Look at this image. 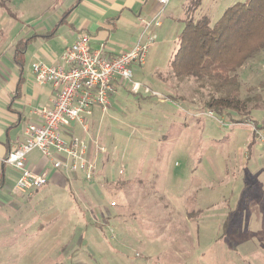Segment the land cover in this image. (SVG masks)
Listing matches in <instances>:
<instances>
[{
    "label": "rangeland",
    "instance_id": "obj_1",
    "mask_svg": "<svg viewBox=\"0 0 264 264\" xmlns=\"http://www.w3.org/2000/svg\"><path fill=\"white\" fill-rule=\"evenodd\" d=\"M65 1L0 4L25 24L57 13ZM245 1L188 0L187 15L193 21L207 17L213 24L226 8ZM11 22L0 7L3 37ZM177 48L174 35L166 43L155 41L145 61L148 71L160 73L156 86L133 74L135 83L158 97L121 89V101L115 98L107 112L95 109L88 116L93 121L87 131L76 123L77 138L90 143L94 153L104 148L90 157L105 179L97 183L94 176L81 185L85 195L64 211L63 228L50 226L51 236L63 229L62 241L45 244L35 237L27 245L30 251L20 254L13 243L0 242V264H264V149L247 123L233 125L208 115L206 90L171 75L167 64ZM238 77L249 120L264 124V50L245 63ZM38 203L29 205L33 218L42 215L46 221L63 214L53 193Z\"/></svg>",
    "mask_w": 264,
    "mask_h": 264
},
{
    "label": "crops",
    "instance_id": "obj_2",
    "mask_svg": "<svg viewBox=\"0 0 264 264\" xmlns=\"http://www.w3.org/2000/svg\"><path fill=\"white\" fill-rule=\"evenodd\" d=\"M177 1L181 10L177 7L176 11L173 8ZM187 2L188 0H169L167 9L162 10L154 0H66L63 9L57 10V13L48 12L39 18L30 19L25 24L20 22L11 10V16L4 11L12 22L8 24V32L4 34L6 37L0 34V242L13 243L14 251L19 254L21 251H30L27 245L35 237L38 242L45 244L50 241L59 242L63 229H58L55 236H51L50 226L61 224L60 227L63 228L66 216L64 211L70 209L69 205L75 202L81 193L85 195L81 185L90 184L84 181L81 174L67 176L53 170L50 161L34 150L26 156V168L35 174L46 173L47 185L28 194L16 193L13 190L18 173L4 164L3 160L13 144L23 141L26 126L40 124L38 111L43 107H50L55 98V90L51 85H38L34 81L31 65H62L64 50L80 34L89 36L91 50H100L111 58L126 52L138 41L147 43L154 37V40L149 42L146 56L148 60L156 40L166 43L168 38L174 35V40L178 43L188 10ZM151 21H157L159 26L145 32L144 24ZM18 47H23V50L18 51ZM153 57L157 58L155 54ZM146 61L143 66H134L133 74L135 73L136 78L143 84L154 85L158 83L159 80L155 78L160 73L148 71ZM121 89L117 90L110 103L115 98L116 101L122 100V94H118ZM92 121L91 118L85 117L82 123H79L83 125L82 131H87ZM76 126L77 124H74L70 130L62 131V137L65 140L76 137ZM89 146V157L94 156L93 146L90 143ZM96 172L95 181L99 183L105 176L100 168ZM50 193L55 194L56 208L61 206L63 214L46 221H41L42 215L31 217L29 205L32 202L37 204ZM33 228L36 229L35 234ZM15 244L25 246L22 248L20 245L21 248H18Z\"/></svg>",
    "mask_w": 264,
    "mask_h": 264
},
{
    "label": "built area",
    "instance_id": "obj_3",
    "mask_svg": "<svg viewBox=\"0 0 264 264\" xmlns=\"http://www.w3.org/2000/svg\"><path fill=\"white\" fill-rule=\"evenodd\" d=\"M162 10L169 0H154ZM151 21L144 24V31L158 27ZM136 42L126 52L108 57L100 50L90 48V38L80 34L62 54V65H31L34 81L38 85L49 84L55 90V98L50 107L41 108L38 113L39 125H28L24 129L22 142L13 144L3 163L17 171L13 185L16 193L28 194L43 188L48 183L46 173L35 174L26 168V156L36 150L50 161L53 170L67 176L81 174L85 182H90L96 174V161L89 157L90 146L82 138L70 137L65 140L62 131H68L76 123H82L91 116L95 108L105 113L110 108L112 97L122 88L133 95L158 97L159 94L134 82L133 67L143 66L149 42ZM211 117L213 114L208 112ZM253 140L264 149V124L255 126L248 122ZM85 130V128H84ZM97 148V147H96ZM95 148L96 155L103 154L104 148ZM122 174V171H119ZM111 207L115 204L111 203Z\"/></svg>",
    "mask_w": 264,
    "mask_h": 264
},
{
    "label": "trees",
    "instance_id": "obj_4",
    "mask_svg": "<svg viewBox=\"0 0 264 264\" xmlns=\"http://www.w3.org/2000/svg\"><path fill=\"white\" fill-rule=\"evenodd\" d=\"M0 7L11 16L8 7ZM190 8L178 48L168 63L171 75L177 80L192 79L198 90L208 92L206 111L233 125L252 122L248 100L240 98L238 71L264 50V0L235 3L213 24L207 17L193 21L187 15ZM17 50L21 52L23 47Z\"/></svg>",
    "mask_w": 264,
    "mask_h": 264
}]
</instances>
